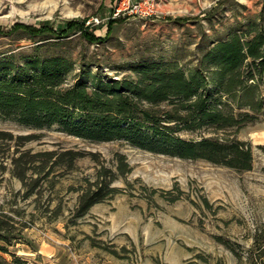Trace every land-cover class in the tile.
<instances>
[{
    "label": "rangeland",
    "instance_id": "rangeland-1",
    "mask_svg": "<svg viewBox=\"0 0 264 264\" xmlns=\"http://www.w3.org/2000/svg\"><path fill=\"white\" fill-rule=\"evenodd\" d=\"M252 20L264 22V0H159L148 18L115 16L114 0H0V52L55 42L106 78H136L143 61L191 72ZM237 136L253 145L251 170L1 117L0 233L30 264H51L52 253L84 264H264V115ZM100 185L108 194L81 214L83 194Z\"/></svg>",
    "mask_w": 264,
    "mask_h": 264
},
{
    "label": "trees",
    "instance_id": "trees-1",
    "mask_svg": "<svg viewBox=\"0 0 264 264\" xmlns=\"http://www.w3.org/2000/svg\"><path fill=\"white\" fill-rule=\"evenodd\" d=\"M45 35L37 31L35 35ZM58 43L0 52V118L36 128L59 126L92 141H125L183 159L251 170L253 145L237 133L264 115V22L218 39L191 71L160 61L134 65L136 78H106ZM57 46L58 50H54ZM61 48V49H60ZM79 69V71H77ZM75 74V81L69 77ZM199 132L196 138L182 132ZM264 151V144L259 145ZM108 194H83L81 214ZM6 228L0 226V232ZM0 264H30L0 233Z\"/></svg>",
    "mask_w": 264,
    "mask_h": 264
},
{
    "label": "built area",
    "instance_id": "built-area-1",
    "mask_svg": "<svg viewBox=\"0 0 264 264\" xmlns=\"http://www.w3.org/2000/svg\"><path fill=\"white\" fill-rule=\"evenodd\" d=\"M159 0H114V15L135 14L148 18L157 12Z\"/></svg>",
    "mask_w": 264,
    "mask_h": 264
},
{
    "label": "crops",
    "instance_id": "crops-1",
    "mask_svg": "<svg viewBox=\"0 0 264 264\" xmlns=\"http://www.w3.org/2000/svg\"><path fill=\"white\" fill-rule=\"evenodd\" d=\"M50 257L51 258L49 259V261H50L51 264H84V263H80V262H77V261L62 262L60 257H59V255H55L54 256V253L50 254ZM45 260H48V259L45 257Z\"/></svg>",
    "mask_w": 264,
    "mask_h": 264
}]
</instances>
